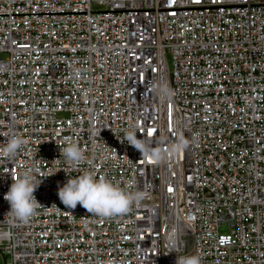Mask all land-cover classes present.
I'll use <instances>...</instances> for the list:
<instances>
[{"label":"built area","instance_id":"1","mask_svg":"<svg viewBox=\"0 0 264 264\" xmlns=\"http://www.w3.org/2000/svg\"><path fill=\"white\" fill-rule=\"evenodd\" d=\"M132 126L188 147L146 161ZM10 133L26 143L0 156L6 264H264V0H0V147ZM27 168L40 204L21 223L4 196ZM84 173L145 198L112 218L68 209L59 187Z\"/></svg>","mask_w":264,"mask_h":264},{"label":"clouds","instance_id":"2","mask_svg":"<svg viewBox=\"0 0 264 264\" xmlns=\"http://www.w3.org/2000/svg\"><path fill=\"white\" fill-rule=\"evenodd\" d=\"M82 70L73 68L71 78L79 80ZM153 92L163 103L171 96V89L166 83L160 82L152 85ZM87 95V93H85ZM7 139L0 147V156L6 157L10 162L17 156L18 150L26 143L21 135L16 133L6 134ZM130 146L141 153L146 161L161 163L168 155H175L188 147V142L182 137L171 143L166 149L153 147L142 138H137L135 126L126 132L124 138ZM66 164L71 168H77L85 159L84 151L76 143H69L60 148ZM33 168H27L21 173L20 178L14 179L4 199L10 204L8 214L13 221L27 223L36 214L39 202L34 196L35 190L40 185L33 175ZM58 197L62 204L68 209H75L79 204L90 214L102 218L123 216L131 211L133 205H139L145 198L140 191H125L110 180L101 177L96 179L93 174L84 173L76 178H68L67 182L59 187ZM175 247L174 245L172 246ZM176 264H201V257L198 254L177 257Z\"/></svg>","mask_w":264,"mask_h":264},{"label":"rangeland","instance_id":"3","mask_svg":"<svg viewBox=\"0 0 264 264\" xmlns=\"http://www.w3.org/2000/svg\"><path fill=\"white\" fill-rule=\"evenodd\" d=\"M168 62H170L169 56H167ZM222 231H226L225 229H222ZM0 264H6V257L5 255L0 253Z\"/></svg>","mask_w":264,"mask_h":264},{"label":"snow or ice","instance_id":"4","mask_svg":"<svg viewBox=\"0 0 264 264\" xmlns=\"http://www.w3.org/2000/svg\"><path fill=\"white\" fill-rule=\"evenodd\" d=\"M151 162V161H150Z\"/></svg>","mask_w":264,"mask_h":264}]
</instances>
